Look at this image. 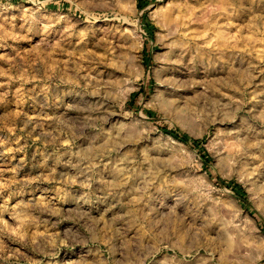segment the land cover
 I'll return each instance as SVG.
<instances>
[{
    "label": "rangeland",
    "instance_id": "obj_1",
    "mask_svg": "<svg viewBox=\"0 0 264 264\" xmlns=\"http://www.w3.org/2000/svg\"><path fill=\"white\" fill-rule=\"evenodd\" d=\"M0 264H264V0H0Z\"/></svg>",
    "mask_w": 264,
    "mask_h": 264
},
{
    "label": "bare ground",
    "instance_id": "obj_2",
    "mask_svg": "<svg viewBox=\"0 0 264 264\" xmlns=\"http://www.w3.org/2000/svg\"><path fill=\"white\" fill-rule=\"evenodd\" d=\"M182 12L183 11L179 13L182 14ZM179 13L177 14L176 18L174 17V19L167 21L168 23L166 22V27L168 29V32H170V35L181 32L184 29V24H185L184 19H182V17L179 16Z\"/></svg>",
    "mask_w": 264,
    "mask_h": 264
}]
</instances>
